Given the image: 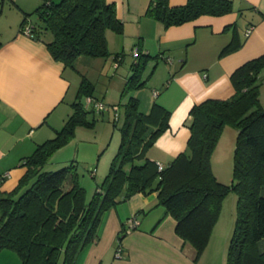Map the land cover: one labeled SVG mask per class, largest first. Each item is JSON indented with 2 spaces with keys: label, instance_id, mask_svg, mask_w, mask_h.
<instances>
[{
  "label": "trees",
  "instance_id": "obj_1",
  "mask_svg": "<svg viewBox=\"0 0 264 264\" xmlns=\"http://www.w3.org/2000/svg\"><path fill=\"white\" fill-rule=\"evenodd\" d=\"M232 10V0H187L175 6L168 0H150L145 14L167 27L202 14L221 15ZM31 13L40 19L37 25L29 24L32 37L42 39V33L50 30L49 52L73 68L80 56L109 54L106 31L121 32L123 26L115 5L106 0H42ZM31 13L23 17L21 31ZM137 47L139 54L121 95L146 83L143 72L153 57ZM236 47L230 42L222 53ZM123 57L120 52L113 55L119 62ZM263 70L264 54L247 60L230 75L235 89L231 97L194 104L189 111L186 149L162 169L145 151L168 127L169 111L154 102L143 112L136 96L119 102L117 106L124 112L119 146L90 198L80 183L76 160L55 170L46 169L52 154L74 136L75 128L89 123L83 98L93 95L83 77L72 114L54 137L37 144L24 157L26 170L16 187L0 194V251H14L19 264H75L78 253L98 239V226L107 209L134 193L156 191L158 204L176 221V234L195 248L197 259L222 198L232 190L237 195L236 216L225 264H264V104L259 99ZM227 125L236 130L229 184L220 182L211 167V154ZM125 229L118 235L119 241Z\"/></svg>",
  "mask_w": 264,
  "mask_h": 264
},
{
  "label": "crops",
  "instance_id": "obj_2",
  "mask_svg": "<svg viewBox=\"0 0 264 264\" xmlns=\"http://www.w3.org/2000/svg\"><path fill=\"white\" fill-rule=\"evenodd\" d=\"M12 1L19 17L7 27L0 24V175L7 174L0 183V194L16 187L26 170L24 157L37 144L52 138L50 133L56 134L61 123L64 125L73 112V95H77V91L70 93L73 82L66 73L67 66L53 58L46 45L52 33L45 36L43 32L39 39L20 30L23 17L42 0ZM106 1L115 5L116 16L123 23L121 32L106 31L113 55L126 46H139L153 57L143 72L146 83L138 92L139 109L147 112L157 102L169 111L168 127L145 151L147 158L166 167L186 149L191 107L207 98L231 97L235 92L231 73L245 61L264 54V0H232L230 12L202 14L167 27L145 14L150 0ZM186 1L168 3L175 6ZM0 6L2 14L4 0ZM37 23L28 17L25 24ZM230 42L237 47L222 53ZM259 99L264 104V82ZM79 150L80 143L74 137L52 156H57V163L66 164L78 161ZM156 200V191L137 192L129 199V209H107L98 226V239L78 253L75 264H198L195 248L176 234V221L170 219L166 208L146 209ZM130 215L140 220L124 232L120 240L123 253L117 257L118 235ZM261 246L264 248V242ZM6 250L0 251V264H19Z\"/></svg>",
  "mask_w": 264,
  "mask_h": 264
},
{
  "label": "rangeland",
  "instance_id": "obj_3",
  "mask_svg": "<svg viewBox=\"0 0 264 264\" xmlns=\"http://www.w3.org/2000/svg\"><path fill=\"white\" fill-rule=\"evenodd\" d=\"M4 6H6V8L3 10L2 14H0V24L7 27L11 24L12 20H17L16 18L19 17V14L14 9L12 0H4ZM28 17L33 23L40 22L36 13H31ZM44 32L45 36H49L51 33L50 30H45ZM133 47L126 46V48L118 50V52L124 55V60L121 61L117 67H114L115 61L113 59V53L110 51L111 49L108 48L110 53L107 55L95 57L80 56L74 61V68L71 66H67L66 68V73L69 74L73 82L70 93L78 91L81 79L85 77L86 83L90 86L94 98L103 103L102 109H98L94 107L92 103L87 104L85 102V108H88L86 119L89 123L79 124L75 128V134L72 137H75L76 141L80 143L79 158L77 157L78 172L80 183L85 187L87 198L91 197L94 186H96L97 183L100 184L107 174L110 162L119 146V128L123 122L124 112L123 108L117 106V104L119 102H126L133 94H136V97L138 96V100L141 96L140 93H138L141 88L134 89L129 93L121 95L125 83L124 78L131 73V64L135 60V57L132 55ZM69 96H71V94ZM76 96L73 95L74 98L72 101L76 100ZM115 108L117 109L115 111L118 115L117 120L114 119V117H116L114 112ZM65 116L66 115H64V118H67ZM62 125L63 123H61L58 129L61 128ZM54 135L56 134L50 133V136L53 137ZM221 135V138H219L211 154V167L220 182L229 184L233 179L232 169L236 130L234 127L227 125ZM61 153L62 151L60 154ZM60 154L58 153L56 155ZM57 161V156H51L49 163L46 165V169L55 170L60 168L63 164L57 163ZM130 197L121 200L115 206L118 209H129L128 204ZM236 200L237 195L232 190L222 198L219 213L210 232L208 241L196 260L198 264H225L228 242L232 234L236 216ZM156 202L157 205H155ZM160 205L161 204H158L156 200L148 205L146 209L151 207H153L152 209H160ZM162 206L163 205H161V207ZM132 216L137 219L135 215H130V217ZM168 216H170V219H174L170 214ZM171 221L172 220H170V222ZM2 253L3 252L0 254ZM6 253L14 255V257L18 259L14 251L6 250Z\"/></svg>",
  "mask_w": 264,
  "mask_h": 264
},
{
  "label": "built area",
  "instance_id": "obj_4",
  "mask_svg": "<svg viewBox=\"0 0 264 264\" xmlns=\"http://www.w3.org/2000/svg\"><path fill=\"white\" fill-rule=\"evenodd\" d=\"M250 31V28L247 29L246 31V34ZM23 33H25L26 35L28 36H31L32 37V28L29 24H25V26L23 27ZM139 54V50H138V47H133L132 48V55L136 58ZM119 64V61H115V67H117ZM154 93H156V90L154 91ZM84 102H86L87 104H93L94 107H97L98 109H102L103 107V103L101 101H98V99L92 97V96H85L84 97ZM115 115H116V118L118 117L117 115V112H115ZM163 166L158 164V169H162ZM7 174H3V175H0V183L1 181L5 178ZM138 224V220L135 218V217H130L128 218V220L126 221V230H130L134 227H136V225ZM122 253H123V246L121 244V242L119 241L117 246H116V251H115V255L117 257H120L122 256Z\"/></svg>",
  "mask_w": 264,
  "mask_h": 264
}]
</instances>
